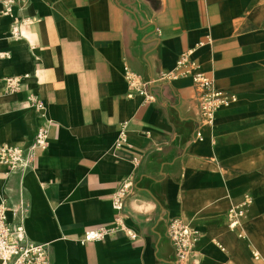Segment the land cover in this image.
I'll list each match as a JSON object with an SVG mask.
<instances>
[{
    "label": "crops",
    "instance_id": "0c3cea01",
    "mask_svg": "<svg viewBox=\"0 0 264 264\" xmlns=\"http://www.w3.org/2000/svg\"><path fill=\"white\" fill-rule=\"evenodd\" d=\"M2 9L0 145L26 146L44 123L30 93L50 126L29 170L0 164V204L47 244L51 264H178L172 217L200 232L185 264H264V0H30ZM15 17L23 37L11 35ZM184 52L235 97L211 124L191 77L155 81ZM126 68L153 100L131 89ZM9 76L22 84L5 94ZM124 185L132 194L118 212L112 194ZM247 196L230 228L229 209ZM99 228L110 230L103 240L82 241Z\"/></svg>",
    "mask_w": 264,
    "mask_h": 264
},
{
    "label": "built area",
    "instance_id": "2783aa9c",
    "mask_svg": "<svg viewBox=\"0 0 264 264\" xmlns=\"http://www.w3.org/2000/svg\"><path fill=\"white\" fill-rule=\"evenodd\" d=\"M30 0H0L3 5L2 14H12L14 9L22 10L27 7ZM20 18L15 17L11 35L14 38L23 37L20 29ZM190 52L181 53L177 59L173 70L162 72L158 79H176L179 77H191L198 94V103L201 112L202 122L211 124L214 121L216 111L223 105L235 100V97L226 96L225 92L216 88L213 78L200 68L196 60H192ZM126 76L132 90L137 91L145 97V100H153L152 94L145 89V83L131 69L126 68ZM22 78L9 76L4 78V93L11 94L21 88ZM30 108H33L44 123L35 130L32 141L26 145L2 144L0 145V164L7 167L8 173L26 172L30 169L38 150H43L48 145V133L50 122L45 116V106L41 99L33 93L27 97ZM125 130L120 128L117 146L124 142ZM132 193L128 190V185L112 194V206L114 210L120 212L124 209V204L128 196ZM251 198L247 196L238 205L232 206L228 211V226L237 228L241 224L246 213V206L250 204ZM8 206L0 204V264H51L45 243L31 240L25 229L24 219L12 223L8 217ZM117 226L124 229L131 238H137L138 233L124 226L119 218L116 219ZM110 230L99 228L86 231L82 241L103 240ZM167 233L171 239L177 255L178 264H185L189 257L195 252V247L200 239V232L179 217H172L168 222ZM254 257L258 258V252H254Z\"/></svg>",
    "mask_w": 264,
    "mask_h": 264
}]
</instances>
